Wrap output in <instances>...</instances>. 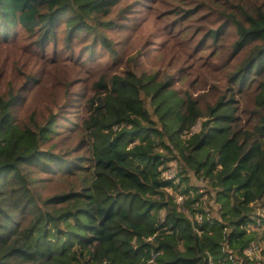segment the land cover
I'll return each instance as SVG.
<instances>
[{"label": "trees", "instance_id": "1", "mask_svg": "<svg viewBox=\"0 0 264 264\" xmlns=\"http://www.w3.org/2000/svg\"><path fill=\"white\" fill-rule=\"evenodd\" d=\"M120 2L0 0V37L44 46L63 25L113 61ZM202 13L196 52L225 40L230 64L210 100L133 67L61 128L17 121L20 97L0 94V264H264V0H199L179 20Z\"/></svg>", "mask_w": 264, "mask_h": 264}, {"label": "rangeland", "instance_id": "2", "mask_svg": "<svg viewBox=\"0 0 264 264\" xmlns=\"http://www.w3.org/2000/svg\"><path fill=\"white\" fill-rule=\"evenodd\" d=\"M195 1L199 0H121L108 18L114 27L105 32L117 53L113 61L110 51L99 46L93 48L95 57L89 58L92 38L67 40L63 25L44 46L18 29L8 39L0 37V94L12 91L20 97L13 110L17 121L45 124L55 113L61 128L79 122L92 85L100 77L133 67L162 78L172 76L180 89L210 100L216 90L227 87L229 57L225 40L218 52L213 46L196 52L201 29L211 26L206 24L207 15L179 20ZM66 132L61 130L63 150L75 144L67 140ZM174 175L172 164L165 177ZM191 183L204 190L200 181L192 178Z\"/></svg>", "mask_w": 264, "mask_h": 264}, {"label": "built area", "instance_id": "3", "mask_svg": "<svg viewBox=\"0 0 264 264\" xmlns=\"http://www.w3.org/2000/svg\"><path fill=\"white\" fill-rule=\"evenodd\" d=\"M180 200V199H179Z\"/></svg>", "mask_w": 264, "mask_h": 264}]
</instances>
